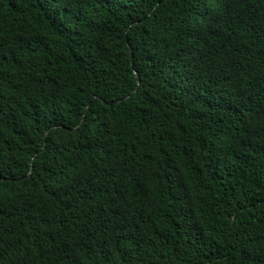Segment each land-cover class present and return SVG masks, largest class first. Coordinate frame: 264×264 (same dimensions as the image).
<instances>
[{"label":"trees","instance_id":"1","mask_svg":"<svg viewBox=\"0 0 264 264\" xmlns=\"http://www.w3.org/2000/svg\"><path fill=\"white\" fill-rule=\"evenodd\" d=\"M0 264H264V0H0Z\"/></svg>","mask_w":264,"mask_h":264},{"label":"water","instance_id":"2","mask_svg":"<svg viewBox=\"0 0 264 264\" xmlns=\"http://www.w3.org/2000/svg\"><path fill=\"white\" fill-rule=\"evenodd\" d=\"M137 79H138V77H137ZM137 86H138V83H137ZM137 90V87H136V89L134 90V92Z\"/></svg>","mask_w":264,"mask_h":264}]
</instances>
